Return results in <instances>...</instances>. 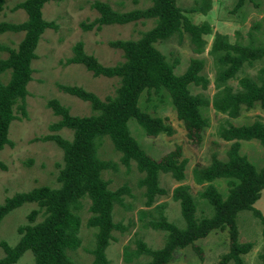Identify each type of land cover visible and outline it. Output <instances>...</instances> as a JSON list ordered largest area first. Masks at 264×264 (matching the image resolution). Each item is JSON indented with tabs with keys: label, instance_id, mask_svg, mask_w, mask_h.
Here are the masks:
<instances>
[{
	"label": "trees",
	"instance_id": "obj_1",
	"mask_svg": "<svg viewBox=\"0 0 264 264\" xmlns=\"http://www.w3.org/2000/svg\"><path fill=\"white\" fill-rule=\"evenodd\" d=\"M4 1L0 0V10ZM48 1L22 0L12 8L23 9L26 19L19 23L0 22V33L23 32L15 48L0 47L7 52L6 57L0 58V73H10L5 83L0 82V150L12 144L8 130L16 118L14 112L24 113V100L28 92L26 85L31 80V61L36 57L38 39L46 28L56 27L52 21L42 17L41 9ZM244 1L237 0L234 10ZM91 6L98 16L89 22H81L83 30L149 18L155 19V24L137 39L110 41L112 47L122 51L123 60L114 65L105 66L92 54L85 53L80 41L72 46V55L66 59V63L82 64L93 76L115 77L118 84L114 94L104 99L80 85H58L63 92L88 102L92 110L88 115H72L57 99L47 101L53 112L60 116L50 127L53 130L65 127L72 131L71 139L57 133L43 137L54 141L62 150L63 163L56 177L59 186L40 185L19 191L6 197L0 204V221L24 203H34L36 206L26 214V222L17 226L19 238L14 245L0 241L3 250L0 264L15 263L26 250L31 251L35 264H76L67 251L80 245L77 212L85 198L90 201V216L86 224L97 228L91 264H108L105 249L111 231L119 227L112 219L113 206L123 202V195L129 189L123 185L111 190L108 181L101 176L103 170L115 167L112 162L97 155L104 136L111 140L120 153L119 160L125 166L134 161L137 169L144 173L139 185L144 187L145 205L149 206L156 195L165 193L158 186L160 172L170 173L177 181L184 178L187 159L182 157L179 145L156 159L146 153L129 131L128 120L133 118L147 135H171L174 132L161 117L153 116L139 107L138 101L143 91L164 89L168 93L186 136L195 144L201 142L203 132L209 127V118L204 114L209 105L229 118H237L243 111L255 107L264 113V66L258 69L255 77L238 75L245 64L264 59V45L232 42L226 34L214 33L208 54L217 70L215 91L210 101L202 93L190 91V85L206 88L209 83L202 72L203 59L191 58L186 69L176 74L173 70L175 65L169 63L156 46L158 41L184 32L189 36L193 52L200 54L206 46L204 35L211 33L208 23H193L186 11L177 5V0H152L149 6L126 11L112 9L109 3L101 0H95ZM207 7L203 2L187 11L206 13ZM231 80L237 81L236 88L229 85ZM224 122L219 125L217 133L221 139L230 141L226 159L212 154L208 164H198L192 169L194 182L203 186L198 193L211 206V213L196 217L195 200L189 187L186 184L176 186L172 199L179 203L184 226L168 221L162 212L157 219L151 220L150 225L162 229L166 235L163 246L157 249L137 241L135 254L148 255L144 264H168L175 258L178 249L194 246L196 240L214 230H226L229 239L228 251L221 255L216 264H227L229 260L234 264H244L241 255L250 250L251 243L239 242L236 216L241 210H249L264 223L261 211L254 207L264 189V164L256 167L239 152V146L240 140L254 139L264 147V122L260 119L240 124L228 120ZM217 179L225 180V191L213 184Z\"/></svg>",
	"mask_w": 264,
	"mask_h": 264
},
{
	"label": "rangeland",
	"instance_id": "obj_2",
	"mask_svg": "<svg viewBox=\"0 0 264 264\" xmlns=\"http://www.w3.org/2000/svg\"><path fill=\"white\" fill-rule=\"evenodd\" d=\"M22 0H5L0 10V22L19 23L26 19L23 9L12 7ZM95 0H50L42 7V17L52 21L56 27L46 28L40 35L35 53L31 61L33 69L31 80L27 83V95L24 100V113L15 111L16 118L10 123L8 138L11 145H5L0 150V204L6 197L19 191H27L40 185L58 187L57 175L62 166V150L52 140L43 139L44 136L57 133L66 139L72 138V131L68 128L53 130L50 125L60 116L55 114L47 105L49 99H57L60 104L68 108L72 115H88L92 113L88 102L59 89V84L80 85L93 91L100 99L113 95L118 84L115 77L93 76L82 64L66 63L72 55V46L80 41L83 50L92 54L97 60L107 66L123 60L122 51L112 47L109 43L121 39H137L141 34L155 24V19H142L124 24H107L100 28L83 30L81 22H89L98 16L92 8ZM110 4L112 9L126 11L132 8H144L152 0H101ZM237 0H177L187 17L196 24L206 22L211 33L204 35L205 50L194 53L189 36L186 33H175L168 39L158 41L156 46L165 55L169 63L175 65L176 74L182 73L191 58H202L204 66L202 72L209 79L206 88L190 85L191 93H202L211 101L215 91L214 77L216 66L208 54L214 33L226 34L230 41H239L254 46L264 45V0H245L237 10L234 5ZM208 5L206 13L187 11L198 7L202 3ZM23 37V32L0 33V47L15 48ZM7 56V52L0 48V58ZM264 66V59L254 60L245 64L239 76L255 77L258 69ZM9 71L0 73V82L5 83L9 78ZM233 88L237 81H229ZM139 107L153 116L161 117L166 124L171 125L174 132L171 135L161 133L150 136L131 118L128 128L139 145L152 157L159 159L170 152L177 145L181 147L182 157L187 159L184 167V178L175 180L170 173L158 174V186L165 190L164 194L154 197L153 202L145 205L144 187L139 185L144 173L140 172L134 161L125 166L120 160V153L114 148L111 140L104 136L97 149V155L103 160L112 162L115 167L102 171L101 176L108 181V187L114 190L120 186H127L129 192L123 195V202L115 204L112 210L113 222L119 227L111 231V238L105 249L108 264H144L148 255H136L137 241H143L151 249L163 246L166 232L153 228L151 220L159 217L162 212L168 221L182 227L184 220L180 213L178 201L172 199V191L178 185L186 184L195 200V215L201 217L211 213L205 199L199 195L202 185L193 180L192 169L210 162L212 154L226 159V150L230 141L218 136L220 124L225 120L233 124L250 122L260 119L264 122V113L257 107L243 111L237 118H229L216 112L209 105L204 114L209 118V127L203 132L200 143L191 142L186 136L182 121L176 117L171 99L164 89L158 91H143L138 101ZM239 152L251 160L256 167L264 164V147L257 140H240ZM216 187L226 190L225 180L217 179L213 182ZM89 199L82 200V207L77 214L80 224L77 236L80 245L76 249L67 251L71 260L76 264H91L93 260L92 248L95 244L96 227L88 226L86 221L90 216ZM36 207L34 203H24L7 213L0 221V241L14 245L19 234L17 226L26 222V214ZM254 207L264 216V189ZM239 242H250V250L242 254L244 264H264V223L249 210L237 213ZM228 233L226 230H214L207 236L194 242V246L178 249L175 258L168 264H216L221 255L228 251ZM126 250V251H125ZM129 254V255H128ZM3 250L0 247V257ZM129 258H127V257ZM35 264L30 250H26L15 263ZM227 264H234L229 260Z\"/></svg>",
	"mask_w": 264,
	"mask_h": 264
}]
</instances>
